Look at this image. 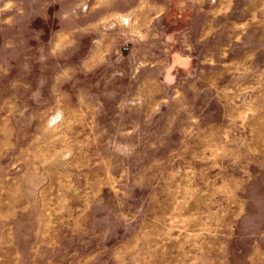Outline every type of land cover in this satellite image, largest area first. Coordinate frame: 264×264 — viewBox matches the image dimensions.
Listing matches in <instances>:
<instances>
[{
    "label": "rangeland",
    "instance_id": "1",
    "mask_svg": "<svg viewBox=\"0 0 264 264\" xmlns=\"http://www.w3.org/2000/svg\"><path fill=\"white\" fill-rule=\"evenodd\" d=\"M0 264H264V0H0Z\"/></svg>",
    "mask_w": 264,
    "mask_h": 264
}]
</instances>
